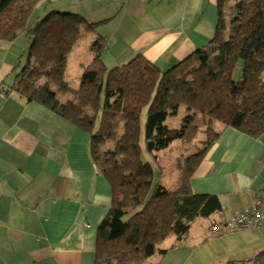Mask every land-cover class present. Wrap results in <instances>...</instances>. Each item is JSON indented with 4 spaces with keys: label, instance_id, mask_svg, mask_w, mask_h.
<instances>
[{
    "label": "trees",
    "instance_id": "16d2710c",
    "mask_svg": "<svg viewBox=\"0 0 264 264\" xmlns=\"http://www.w3.org/2000/svg\"><path fill=\"white\" fill-rule=\"evenodd\" d=\"M41 1L0 0V42L21 35L30 41L9 89L89 135L90 158L111 190L93 264H153L150 257L166 252L157 245L170 237L180 241L196 218L221 211L217 196L190 189L221 130L251 138L264 134V0H218L213 38L166 70L141 55L106 69L101 58L106 38L94 35L88 46L92 58L76 87L65 80L69 53L91 25L81 15L52 10L28 27ZM238 61L241 77L234 81ZM181 108L179 127L167 126V117ZM141 138L154 158L173 142L188 144L173 165L178 171L173 190L154 183Z\"/></svg>",
    "mask_w": 264,
    "mask_h": 264
},
{
    "label": "crops",
    "instance_id": "0c3cea01",
    "mask_svg": "<svg viewBox=\"0 0 264 264\" xmlns=\"http://www.w3.org/2000/svg\"><path fill=\"white\" fill-rule=\"evenodd\" d=\"M217 1L50 0V4L54 10L84 17L91 25L89 42L94 35L106 38L101 53L106 68L107 62L114 68L141 55L166 70L213 38ZM47 2L42 0L35 10L41 9L43 15ZM90 60L79 64L80 73ZM190 189L217 196L221 204V211L210 215L206 225L200 223L201 238H192L190 256L210 245L206 264H264V228L229 232L222 223L254 204L264 212V134L251 138L223 128L190 179ZM110 205V186L89 155V135L41 106L26 103L3 83L0 264H93L98 227ZM215 224L217 230L212 228ZM191 237L188 233L180 241L170 237L159 250H165L164 255L175 251L178 257L177 251L186 248L181 243Z\"/></svg>",
    "mask_w": 264,
    "mask_h": 264
},
{
    "label": "rangeland",
    "instance_id": "374dc122",
    "mask_svg": "<svg viewBox=\"0 0 264 264\" xmlns=\"http://www.w3.org/2000/svg\"><path fill=\"white\" fill-rule=\"evenodd\" d=\"M54 10L53 5L47 2L44 14L42 15L41 9L35 10L32 15L30 16L27 26H32L37 20L42 18L45 14L48 12ZM91 37L90 34L84 35L76 44V46L70 51L69 58L67 62V70L65 73V80L70 83L72 87H76L80 83V68L79 64H85L88 62V60L91 59V53L88 51L89 41L88 39ZM30 44L29 39L25 35L19 36L15 41L12 43L7 42H0V51L5 55V57L0 58V79L3 81V83L10 86L13 82L14 77L16 76L18 69L23 66L25 63L26 55H27V48ZM89 57V59H88ZM5 61V62H4ZM107 62V61H106ZM107 68L111 69V65L109 63H106ZM18 66V68H16ZM241 70H242V62L238 61L235 64V67L232 72V79L234 81H238L241 77ZM185 115V110L181 108L176 116H168L165 124L169 127H179L181 123V118ZM145 118V113H143L141 118V127L143 128V122ZM216 129H220L221 125L218 124L215 126ZM183 144V145H182ZM140 146L142 149V159L146 162L148 161L153 170H154V183L159 182L169 190H173L177 185V177H178V171L176 168H174V163L176 159L181 157L182 155H185L187 151L185 149L188 148V144L179 143V142H173L167 149L155 154L156 158H154L153 155L148 154L144 149V143L143 139L141 138ZM160 160V163H159ZM163 162V163H162ZM163 164V165H162ZM162 166V170L160 171V167ZM208 221V217H198L196 218L190 225L191 228L190 232H187L189 236H192L191 238L186 239L185 243H181V245H184V247L181 250H178L177 252H181L178 257L175 256L174 252H168L166 255L162 256L159 251L156 252L155 255L150 257L149 261L153 262V264H206L204 260L208 261L206 257L207 253L210 254V251L207 250V247L209 246H203L200 247L201 250L195 249V254L190 256V244L192 238H201V234H198V229L202 228V224L206 225ZM186 233V234H187ZM175 238V237H174ZM162 243V244H161ZM159 245H157L158 249L163 246L165 241L161 242ZM202 246V245H201ZM177 247V244L175 245V248ZM179 247V246H178ZM181 247V246H180ZM212 249L214 250L215 247L212 244ZM200 252V253H199ZM212 261V259L210 260Z\"/></svg>",
    "mask_w": 264,
    "mask_h": 264
},
{
    "label": "built area",
    "instance_id": "2783aa9c",
    "mask_svg": "<svg viewBox=\"0 0 264 264\" xmlns=\"http://www.w3.org/2000/svg\"><path fill=\"white\" fill-rule=\"evenodd\" d=\"M224 225L229 232L260 231L264 228V212L254 204L226 219ZM212 228L217 230L219 227L214 225Z\"/></svg>",
    "mask_w": 264,
    "mask_h": 264
}]
</instances>
